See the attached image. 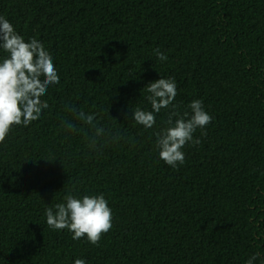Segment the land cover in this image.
<instances>
[{
	"label": "trees",
	"instance_id": "obj_1",
	"mask_svg": "<svg viewBox=\"0 0 264 264\" xmlns=\"http://www.w3.org/2000/svg\"><path fill=\"white\" fill-rule=\"evenodd\" d=\"M0 15L45 44L61 77L49 109L0 142V264H246L264 253V0H0ZM161 74L176 78L181 112L203 98L213 116L178 168L158 158L157 128L124 119L150 109L143 87ZM66 102L102 113L67 132ZM68 192L109 198L113 227L98 245L47 226L45 208Z\"/></svg>",
	"mask_w": 264,
	"mask_h": 264
},
{
	"label": "clouds",
	"instance_id": "obj_2",
	"mask_svg": "<svg viewBox=\"0 0 264 264\" xmlns=\"http://www.w3.org/2000/svg\"><path fill=\"white\" fill-rule=\"evenodd\" d=\"M154 52L159 61L168 60L167 54L159 48ZM0 53L6 54L0 55V142H4L14 126L28 127L42 116L43 110L49 109L48 89L60 84L61 77L53 54L45 44L35 36L26 38L4 15H0ZM143 89L150 109L131 108V116L124 113V119L132 120L144 129L157 128L154 135L158 158L172 168H178L186 162L185 146L201 142L194 134L198 129L205 130L213 116L205 108L203 98L191 100L187 110L180 111L175 102L178 82L174 76L161 74ZM162 110H168L169 114L160 126L157 115ZM63 111L66 115L61 117V127L67 132L75 131L77 124L93 125L102 113L100 109L86 111L67 102ZM44 158L57 159L55 156ZM44 216L52 230L66 229L72 240L83 238L98 245L102 235L113 227L114 213L103 192H68L62 202L45 208ZM72 264H87V260L76 258ZM246 264H264V253H253Z\"/></svg>",
	"mask_w": 264,
	"mask_h": 264
}]
</instances>
